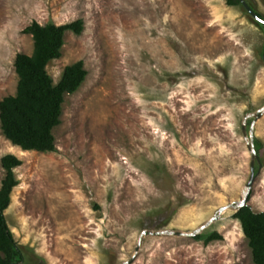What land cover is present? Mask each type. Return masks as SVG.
I'll return each instance as SVG.
<instances>
[{
	"label": "rangeland",
	"instance_id": "374dc122",
	"mask_svg": "<svg viewBox=\"0 0 264 264\" xmlns=\"http://www.w3.org/2000/svg\"><path fill=\"white\" fill-rule=\"evenodd\" d=\"M244 1L264 19V0ZM78 19L46 67L54 84L80 60L87 71L56 150L24 151L0 126V187L1 158L21 161L4 212L19 264H254L234 214L249 144L246 205L264 212V24L227 0H0V101L16 94V55L33 53L23 30ZM202 226L222 239L174 234Z\"/></svg>",
	"mask_w": 264,
	"mask_h": 264
},
{
	"label": "trees",
	"instance_id": "16d2710c",
	"mask_svg": "<svg viewBox=\"0 0 264 264\" xmlns=\"http://www.w3.org/2000/svg\"><path fill=\"white\" fill-rule=\"evenodd\" d=\"M239 3L240 0H227L230 6ZM83 29V20L78 19L63 25H40L34 21L23 30L24 34L32 36L34 49L31 55H16L17 91L14 96L0 101V126L5 138L24 151L44 153L56 150L53 131L61 122L65 96L79 89L87 71L80 60L66 66L59 82L54 84L46 67L60 57L65 33L80 35ZM20 165L21 161L13 155L1 158L5 176L0 187V264H19L25 259L23 248L15 241L4 214L10 204L11 192L18 185L14 169ZM234 217L240 222L248 241L253 263L264 264V212H254L245 205ZM195 238L207 246L221 240L222 236L212 233L204 237L196 235Z\"/></svg>",
	"mask_w": 264,
	"mask_h": 264
},
{
	"label": "water",
	"instance_id": "95a60500",
	"mask_svg": "<svg viewBox=\"0 0 264 264\" xmlns=\"http://www.w3.org/2000/svg\"><path fill=\"white\" fill-rule=\"evenodd\" d=\"M240 2L244 5V7L247 9V11L260 23L264 24V20L261 19L259 16H257L250 8L249 6L246 4V2L244 0H240ZM263 60H264V52H263ZM264 111V109H263ZM258 116H256V118H258ZM253 126L251 127L250 129V137L251 139L253 138ZM248 150L251 152V161H250V178H249V181L247 182L246 184V192H245V197L243 200H241V202L239 203V207L237 210H239L240 208H242L243 206H245L247 203V198L249 196V193H250V190L252 188V185L254 183V180L256 178V173H255V160H256V156H257V153L255 151V149L253 148L252 144H249L248 145ZM225 208H221L219 210V213H221L222 211H224ZM216 218H213L212 220H215ZM211 220V221H212ZM205 228V226H202L200 228H198L197 230H195L194 232H191V233H182V232H175L174 234L176 235H186V236H191V237H194L198 234H200L202 232V230ZM150 233V232H148ZM161 233H168V232H161Z\"/></svg>",
	"mask_w": 264,
	"mask_h": 264
}]
</instances>
